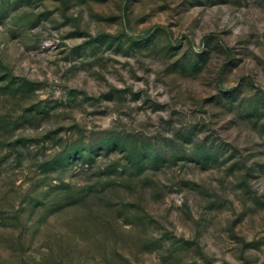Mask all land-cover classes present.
<instances>
[{
    "label": "rangeland",
    "instance_id": "1",
    "mask_svg": "<svg viewBox=\"0 0 264 264\" xmlns=\"http://www.w3.org/2000/svg\"><path fill=\"white\" fill-rule=\"evenodd\" d=\"M0 264H264V0H0Z\"/></svg>",
    "mask_w": 264,
    "mask_h": 264
},
{
    "label": "trees",
    "instance_id": "2",
    "mask_svg": "<svg viewBox=\"0 0 264 264\" xmlns=\"http://www.w3.org/2000/svg\"><path fill=\"white\" fill-rule=\"evenodd\" d=\"M148 158H149V157H147V159L142 160V161H140V162H138V163H132L133 166L130 167V168L133 169V170H135V171L137 170L136 172H138L139 174H141V173H142V171L140 170V168H141V164H144L145 161L150 160V159H148ZM86 165L89 166V163H86Z\"/></svg>",
    "mask_w": 264,
    "mask_h": 264
}]
</instances>
